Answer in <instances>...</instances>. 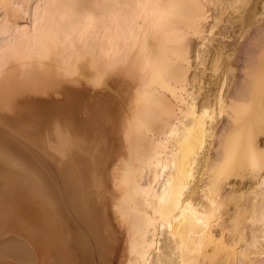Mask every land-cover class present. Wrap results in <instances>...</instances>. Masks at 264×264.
Returning a JSON list of instances; mask_svg holds the SVG:
<instances>
[{"label":"bare ground","instance_id":"1","mask_svg":"<svg viewBox=\"0 0 264 264\" xmlns=\"http://www.w3.org/2000/svg\"><path fill=\"white\" fill-rule=\"evenodd\" d=\"M0 264H264V0H0Z\"/></svg>","mask_w":264,"mask_h":264},{"label":"rangeland","instance_id":"2","mask_svg":"<svg viewBox=\"0 0 264 264\" xmlns=\"http://www.w3.org/2000/svg\"><path fill=\"white\" fill-rule=\"evenodd\" d=\"M218 39L220 38L221 39V36H216ZM202 66H199V69H201ZM197 72L199 71L198 69L196 70Z\"/></svg>","mask_w":264,"mask_h":264}]
</instances>
